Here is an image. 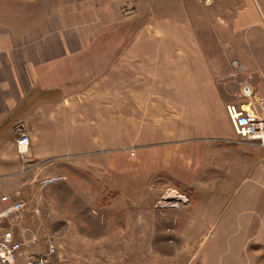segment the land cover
Returning a JSON list of instances; mask_svg holds the SVG:
<instances>
[{
  "label": "crops",
  "instance_id": "1",
  "mask_svg": "<svg viewBox=\"0 0 264 264\" xmlns=\"http://www.w3.org/2000/svg\"><path fill=\"white\" fill-rule=\"evenodd\" d=\"M222 2L0 0V180L71 159L128 201L172 188L204 263L264 264V146L235 134L198 43L246 38L204 20Z\"/></svg>",
  "mask_w": 264,
  "mask_h": 264
},
{
  "label": "rangeland",
  "instance_id": "2",
  "mask_svg": "<svg viewBox=\"0 0 264 264\" xmlns=\"http://www.w3.org/2000/svg\"><path fill=\"white\" fill-rule=\"evenodd\" d=\"M248 3L223 0L218 11L222 18L204 19L226 36L246 33L245 39L198 42L228 101L245 82L264 97V33L258 34L264 32V6ZM233 29L241 31L231 35ZM70 162L63 159L55 174L39 169L16 175L18 180H0V212L4 195L24 204L18 218L1 215L0 227L13 229L29 251L40 253L51 240L56 247L53 264H208L201 258L206 239L200 240L201 234L183 222L186 205L159 206L158 194L128 201L103 184L101 168L76 169ZM166 189L172 188L161 194ZM31 237L34 244L28 241Z\"/></svg>",
  "mask_w": 264,
  "mask_h": 264
},
{
  "label": "built area",
  "instance_id": "3",
  "mask_svg": "<svg viewBox=\"0 0 264 264\" xmlns=\"http://www.w3.org/2000/svg\"><path fill=\"white\" fill-rule=\"evenodd\" d=\"M234 100L225 104L226 113L230 119L235 134L241 140L257 141L264 146V97L257 94L250 82H245L233 93ZM16 148L23 155L30 145L29 136L21 131L15 139ZM5 207L0 216L8 214L18 218L24 204L21 200L12 199L10 195L1 197ZM162 207H180L189 203V198L175 189H166L157 199ZM38 212V210H35ZM36 242L35 237L28 240ZM56 252L54 242L48 240L46 249L40 253H33L19 240L13 229L0 227V263L1 264H53V255Z\"/></svg>",
  "mask_w": 264,
  "mask_h": 264
}]
</instances>
